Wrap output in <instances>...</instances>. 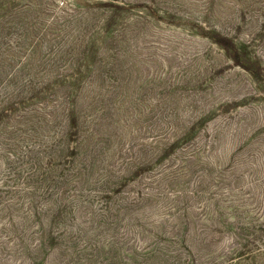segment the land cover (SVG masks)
<instances>
[{
  "label": "rangeland",
  "instance_id": "rangeland-1",
  "mask_svg": "<svg viewBox=\"0 0 264 264\" xmlns=\"http://www.w3.org/2000/svg\"><path fill=\"white\" fill-rule=\"evenodd\" d=\"M0 264H264V0H0Z\"/></svg>",
  "mask_w": 264,
  "mask_h": 264
}]
</instances>
